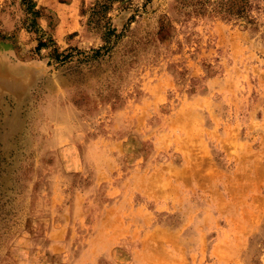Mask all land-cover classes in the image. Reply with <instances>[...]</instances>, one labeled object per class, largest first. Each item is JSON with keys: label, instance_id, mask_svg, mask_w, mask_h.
I'll use <instances>...</instances> for the list:
<instances>
[{"label": "rangeland", "instance_id": "rangeland-1", "mask_svg": "<svg viewBox=\"0 0 264 264\" xmlns=\"http://www.w3.org/2000/svg\"><path fill=\"white\" fill-rule=\"evenodd\" d=\"M103 1L0 0V264H264V0Z\"/></svg>", "mask_w": 264, "mask_h": 264}, {"label": "trees", "instance_id": "trees-1", "mask_svg": "<svg viewBox=\"0 0 264 264\" xmlns=\"http://www.w3.org/2000/svg\"><path fill=\"white\" fill-rule=\"evenodd\" d=\"M109 1L112 2V1H115V0H104L103 2H101V6H102V7H107V3H108ZM101 13H102V10H101V9H100V10H97V11L95 12V14H101ZM110 34H112V32H111V30L109 29V30L106 32V38H107L108 36H110ZM50 41H52V40L50 39ZM47 43H48L47 40L41 39V40L39 41V44H38L37 48L40 49V48L46 46ZM62 56H64V55H63V54H60L58 51H56V53H55V58H56L57 60H60L61 58H63Z\"/></svg>", "mask_w": 264, "mask_h": 264}]
</instances>
